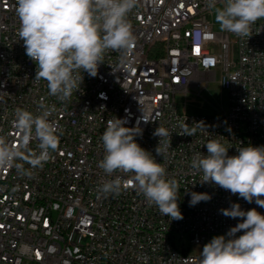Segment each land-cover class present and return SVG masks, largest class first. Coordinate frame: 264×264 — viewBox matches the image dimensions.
Returning <instances> with one entry per match:
<instances>
[{
  "label": "built area",
  "instance_id": "2783aa9c",
  "mask_svg": "<svg viewBox=\"0 0 264 264\" xmlns=\"http://www.w3.org/2000/svg\"><path fill=\"white\" fill-rule=\"evenodd\" d=\"M15 9L16 0H0V135L18 144L16 109L39 114L44 105L54 109L49 119L59 144L30 176L0 170V264H185L184 258L194 264L212 234H226L240 222L221 209L235 202L264 214L255 202L201 184L203 174L190 167L196 153L207 154L212 139L230 156L249 144L264 146V18L250 36L240 37L216 29L206 0H138L128 17L131 48L105 52L97 75L82 73L80 88L60 101L49 95L46 81L34 80L37 65L19 40ZM218 76L228 92L227 112L179 111L177 94H201ZM116 118L142 130L136 142L177 181L183 219L162 215L134 186L98 195V187L116 175L130 179L108 176L98 166L104 156L100 138ZM186 123L193 136L178 134ZM159 126L172 133L164 159L155 151ZM37 144L33 139L29 149ZM191 192L208 193L211 200L190 206Z\"/></svg>",
  "mask_w": 264,
  "mask_h": 264
},
{
  "label": "clouds",
  "instance_id": "9594fccd",
  "mask_svg": "<svg viewBox=\"0 0 264 264\" xmlns=\"http://www.w3.org/2000/svg\"><path fill=\"white\" fill-rule=\"evenodd\" d=\"M220 2L222 7L217 6ZM206 4L222 30L240 37L250 36L252 25L264 18V0H206ZM137 5L138 0H16L19 40L37 65L34 80L46 81L50 96L68 100L80 88L82 73L97 75L105 52L131 48L134 34L128 17ZM53 110L44 105L39 114L16 109L12 126L19 143L0 135V170L15 168L18 175L30 176L31 170L48 162L59 144L58 129L49 119ZM125 123L119 118L108 121L100 138L104 156L98 166L108 176L123 173L130 179L125 181L116 175L98 187V195H119L134 186L162 215L183 219L177 181L169 178L166 168L136 142L142 130L126 127ZM195 124L207 131L203 122ZM186 125L178 134L193 136ZM153 135L159 137L156 155L164 159L171 148L172 133L159 126ZM33 139L38 141L37 150L29 149ZM205 145L207 154L196 153L190 164L203 174L200 183L217 185L264 208V146L249 144L230 156L229 148L219 139ZM24 163L30 167L26 169ZM190 195V206L211 200L208 193ZM220 212L240 222L204 244L194 264H264V214L256 208L245 211L235 202ZM184 260L187 264V258Z\"/></svg>",
  "mask_w": 264,
  "mask_h": 264
},
{
  "label": "rangeland",
  "instance_id": "374dc122",
  "mask_svg": "<svg viewBox=\"0 0 264 264\" xmlns=\"http://www.w3.org/2000/svg\"><path fill=\"white\" fill-rule=\"evenodd\" d=\"M222 7V5L218 6ZM213 20L216 23V29H221L216 22L213 14ZM177 107L181 113L190 115H216L220 112H227L229 107L228 92L221 86L219 76L215 81H211L207 87L198 94L197 92H189L187 94L176 95ZM224 235L214 233L210 236Z\"/></svg>",
  "mask_w": 264,
  "mask_h": 264
}]
</instances>
